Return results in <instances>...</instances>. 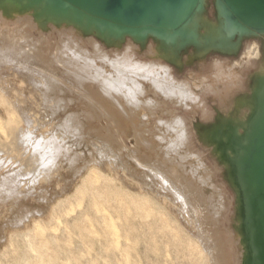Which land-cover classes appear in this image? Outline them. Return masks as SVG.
<instances>
[{
	"label": "rangeland",
	"instance_id": "obj_1",
	"mask_svg": "<svg viewBox=\"0 0 264 264\" xmlns=\"http://www.w3.org/2000/svg\"><path fill=\"white\" fill-rule=\"evenodd\" d=\"M13 1L18 18L0 15V85L6 86L0 88V123L5 130L0 131L2 263L19 264L27 254L25 230L36 222L47 224L58 213L64 223L68 220L71 239L67 245L60 232L57 248L53 246L50 255L44 249L45 257L57 259L52 264L67 259L71 264H126L123 248H114L103 237L80 235L75 228L76 213L97 201L127 204L128 219L123 208L115 218L129 230L128 240L120 237L119 242L122 247L127 243L130 264H208V254L190 234V219H183L171 191L188 183L197 191L211 192L205 197L210 202L205 223L213 230L221 226L231 264H252L254 258L246 257L253 233L246 227L250 210L240 163L263 110L262 73L256 74L259 60L253 67L247 64L243 55L251 45L245 34L229 35L215 0H206L195 15L190 28L196 42L185 47L153 35L144 41L109 36L95 27L44 15L26 0ZM217 32L221 36L212 43ZM89 40L95 45H88ZM256 41L263 49L264 36ZM124 44L134 49L128 51ZM226 80L233 82L232 89ZM171 170L177 171L178 181L171 178ZM90 174L100 177L99 182L90 183ZM139 202H150L166 213L179 236L169 228L159 231L161 223L153 234L147 227L138 230L134 205Z\"/></svg>",
	"mask_w": 264,
	"mask_h": 264
},
{
	"label": "bare ground",
	"instance_id": "obj_2",
	"mask_svg": "<svg viewBox=\"0 0 264 264\" xmlns=\"http://www.w3.org/2000/svg\"><path fill=\"white\" fill-rule=\"evenodd\" d=\"M206 2V0L204 1ZM214 2V0H213ZM22 3V2H21ZM25 4L27 3L26 1L24 2ZM23 6V5H22ZM34 6H37V5H34ZM33 7V6H32ZM40 11H43V14L44 15H47V16H50V17H55V16H52L48 13H46L43 9L42 6H37ZM19 9V8H17ZM20 10V9H19ZM30 10V9H29ZM16 11V3L13 1V0H0V15L3 17V18H6V19H11L13 17L16 18V15H15V12ZM21 11V10H20ZM18 12V11H17ZM32 12V11H31ZM30 12V15H34ZM219 12V11H218ZM23 13V11H22ZM39 13V12H38ZM199 13V12H198ZM17 14V13H16ZM21 14V12H20ZM26 14V13H23V15ZM27 14H29L27 12ZM219 14V13H218ZM18 15V14H17ZM28 16V15H27ZM220 18L222 19L223 23H224V28H226L225 26V20L224 18L222 17V15L220 14L219 15ZM18 18V17H17ZM16 18V19H17ZM21 18V17H20ZM40 18V17H39ZM39 18H37V22H39ZM44 18V17H43ZM49 18V17H48ZM216 18V17H215ZM28 19V18H27ZM26 19V20H27ZM33 19H34V16H33ZM32 19V20H33ZM52 18H50L51 20ZM66 19V18H65ZM217 19V18H216ZM31 19H29L30 21ZM31 20V21H32ZM60 20V19H59ZM214 20V19H213ZM68 21V20H67ZM203 21V20H202ZM206 21V20H204ZM203 21V22H204ZM36 22V24H37ZM41 22V21H40ZM50 22V21H49ZM48 22V23H49ZM197 22V21H196ZM213 22V21H212ZM20 23V22H19ZM27 23V22H26ZM25 23V25H26ZM31 23V22H30ZM209 23V22H208ZM215 23V22H214ZM24 24V22H23ZM40 24V23H39ZM61 24V23H60ZM60 24H58V26H60ZM65 24V22L63 23ZM85 26L86 24L83 23ZM67 25V23H66ZM65 25V26H66ZM200 25V24H199ZM222 25V24H221ZM30 26V25H29ZM57 26V27H58ZM73 26V25H72ZM206 26V25H205ZM213 27L215 26L214 24L212 25ZM16 27V26H15ZM22 27V26H21ZM26 27V26H24ZM31 27V26H30ZM192 27V26H191ZM54 28H55V25H54ZM62 28H64V25L62 26ZM61 28V29H62ZM94 28V27H93ZM216 28V27H215ZM215 28H213V32L215 30ZM219 28V27H217ZM221 28V27H220ZM19 29V28H18ZM32 29V28H31ZM35 29V28H34ZM53 29V28H52ZM75 29V28H74ZM197 29V28H196ZM203 29V28H202ZM57 30V28L55 29ZM195 30V29H194ZM209 31V29H207ZM94 31V29H93ZM92 31V32H93ZM201 31V30H199ZM204 31H206L204 29ZM203 31V34H205ZM220 31V29L218 30ZM61 33H63L62 31H60ZM59 32V33H60ZM212 32V33H213ZM78 33V32H77ZM95 33V32H94ZM42 34V33H41ZM46 34V33H45ZM209 34V33H208ZM239 33L235 34V35H238ZM62 35V34H61ZM67 35V34H66ZM79 35V34H78ZM93 35V34H92ZM96 35V33H95ZM198 35V34H197ZM207 35V34H206ZM214 35V34H213ZM239 35H242V34H239ZM65 36V35H64ZM63 36V37H64ZM215 37L212 39V43H214L213 41L215 40V38H220L221 36V33L217 32L215 35ZM244 36V35H243ZM261 36H264V34H260V33H256V32H251V33H248V34H245V37L246 38V44L249 46V50H247L248 52L247 53H243L246 57V60H247V64H251V66L253 67L254 65H256L255 63L258 62L259 60V67L258 69H256V74L258 71H260L262 73V87H261V99H262V105L264 107V47L263 49L260 48V44L258 43V41H256V38H260ZM5 37V36H4ZM8 37V36H6ZM43 37V36H42ZM45 37V35H44ZM92 37V36H91ZM94 37V36H93ZM92 37V38H93ZM40 38V37H39ZM65 38V37H64ZM91 38V40H92ZM124 38V37H123ZM129 38V37H128ZM207 38H208V35H207ZM222 38V37H221ZM5 39V38H3ZM8 39V38H7ZM67 39V37L65 38ZM71 39V38H70ZM131 39V37H130ZM12 40V39H11ZM30 40V39H29ZM62 40V39H61ZM69 40V38H68ZM152 40V39H151ZM45 41V40H44ZM79 41V40H78ZM118 41V40H117ZM234 41V40H233ZM242 41V40H241ZM100 42V41H99ZM124 42V40H123ZM150 42V41H149ZM160 42V41H159ZM29 43V42H28ZM44 43V42H43ZM90 45L92 43H90V40L88 42ZM118 43V42H117ZM126 43V42H125ZM132 43V42H131ZM235 43V41L233 42ZM232 43V44H233ZM31 44V43H29ZM94 43H92L93 45ZM99 43H97L98 45ZM104 44V43H102ZM127 44V43H126ZM124 44V45H126ZM151 44V43H150ZM154 44V43H153ZM239 44V43H238ZM244 44V43H243ZM5 45V43H4ZM95 45V44H94ZM148 45V44H146ZM30 46V45H29ZM35 47V45H33ZM78 46V44H77ZM102 46V45H101ZM154 46V45H153ZM2 47V46H1ZM0 47V48H1ZM95 46H93L94 48ZM99 46L96 47V49L99 50L98 48ZM115 47V46H114ZM126 48H128L127 50L130 51V49L133 47L134 49V46H129L127 47V45L125 46ZM131 47V48H130ZM137 47V46H136ZM158 47V46H157ZM236 47H238V45H236ZM24 48V47H23ZM22 48V49H23ZM33 48V47H32ZM82 48V47H81ZM101 48V47H100ZM120 48V47H119ZM123 48V47H121ZM151 49V47H149ZM193 48V47H192ZM240 47H238V50ZM246 48V46H245ZM27 49V47H26ZM30 49V48H29ZM112 49V48H111ZM138 49V48H137ZM146 49V48H145ZM207 49V52L209 51V48H206ZM213 49V48H212ZM210 48V51L212 50ZM244 49V48H242ZM241 49V50H242ZM14 50V49H13ZM35 50V49H34ZM81 50V49H80ZM97 50V52H98ZM102 51V48L100 49ZM104 50V48H103ZM126 49L124 50V52L127 51ZM132 50V49H131ZM164 50V49H163ZM191 50V49H190ZM189 50V51H190ZM237 50V51H238ZM245 50V49H244ZM29 51V50H28ZM37 51V50H36ZM109 51V50H108ZM117 51V50H116ZM152 51V50H151ZM171 51V50H169ZM243 51V50H242ZM240 51V52H242ZM33 52V51H32ZM114 52V51H113ZM133 52V51H131ZM153 52H156L155 51H152ZM221 52V51H220ZM245 52V51H244ZM81 53V52H80ZM84 53H86L84 51ZM135 52H133L134 54ZM162 53V51H161ZM209 53V52H208ZM224 53V51H223ZM226 53V52H225ZM224 53V54H225ZM231 53V52H230ZM235 53V52H234ZM4 54V53H3ZM23 54V53H22ZM83 55V52L81 53ZM87 54V53H86ZM102 54V53H101ZM105 54V53H104ZM107 54V53H106ZM117 54V52H115V55ZM120 54H123V51L122 53L120 52ZM151 54V53H150ZM201 54H204V51L203 53ZM223 54V55H224ZM232 54V53H231ZM241 54V53H240ZM30 55L32 57V53L30 52ZM35 55V54H34ZM113 55V53H112ZM114 55V56H115ZM148 55H149V52H148ZM168 55V53H167ZM185 55V54H184ZM218 55V54H217ZM230 55V54H229ZM0 56H2L0 54ZM151 56H154V55H151ZM162 56V55H161ZM160 56V57H161ZM237 56V55H236ZM239 56V55H238ZM7 56H5L6 58ZM133 57V55H132ZM174 57V55H173ZM232 57V56H231ZM134 58V57H133ZM200 58V57H199ZM225 58V56H224ZM227 58V57H226ZM229 58V57H228ZM232 59V58H231ZM236 59V57H235ZM234 59V60H235ZM242 59V58H241ZM139 60V59H138ZM155 60V59H154ZM159 60H162L161 58H159ZM222 60V59H221ZM141 61V60H140ZM158 61V60H157ZM181 61V60H180ZM139 62V61H138ZM142 62V61H141ZM155 62V61H154ZM161 62V61H160ZM159 62V64H160ZM240 62V61H239ZM242 62V61H241ZM180 63V62H179ZM221 63V61H220ZM212 64V63H211ZM223 64V63H221ZM240 64V63H238ZM246 64V63H245ZM161 65V64H160ZM213 65V64H212ZM228 65V64H227ZM235 65V64H234ZM237 65V64H236ZM8 66V65H7ZM71 66V64L69 65ZM208 66V65H207ZM223 66V65H221ZM226 66V65H225ZM246 66V65H245ZM214 67V66H213ZM228 67V66H227ZM226 67V68H227ZM237 67V66H236ZM71 68V67H70ZM208 68V67H207ZM225 68V69H226ZM232 68V67H231ZM230 68V69H231ZM241 68V67H240ZM233 69V68H232ZM249 69V68H248ZM71 70V69H70ZM74 71V69H72ZM71 70V71H72ZM211 70V69H210ZM15 71V70H14ZM52 71V70H51ZM231 71V70H230ZM248 71V70H246ZM4 72V71H3ZM228 72V71H227ZM237 72V71H236ZM242 72V71H241ZM244 72V71H243ZM213 73H216V72H213ZM222 74V73H221ZM226 74V72H225ZM228 74V73H227ZM234 74H235V71H234ZM240 74V72H239ZM242 74V73H241ZM3 75V74H1ZM0 75V76H1ZM6 75V73H5ZM214 75V74H213ZM230 75V74H229ZM237 75V73H236ZM245 75V74H244ZM243 75V76H244ZM4 76V75H3ZM202 76V75H201ZM204 76V75H203ZM242 76V77H243ZM252 77V76H251ZM2 78V76H1ZM175 78V77H174ZM223 78V77H221ZM227 78V77H226ZM219 79V78H218ZM225 78H223L224 80ZM230 79V78H229ZM246 79V78H245ZM175 80V79H174ZM177 80V79H176ZM222 80V79H221ZM222 80V81H223ZM253 80V79H252ZM227 81V80H226ZM241 81V80H240ZM217 82V81H216ZM219 82V81H218ZM221 82V81H220ZM202 83V82H201ZM210 83V82H209ZM228 83V81H227ZM227 83H225V85H227ZM231 85H230V84ZM228 84L231 86V89H232V83L229 82ZM239 83V82H238ZM241 83V82H240ZM243 83V82H242ZM258 83V82H257ZM197 84V83H196ZM203 84H206V83H203ZM202 84V85H203ZM260 83H258L259 85ZM260 84V85H261ZM201 85V86H202ZM208 85V83H207ZM237 85V83H236ZM239 85V84H238ZM140 86V85H139ZM178 86V85H177ZM198 86V85H197ZM195 86V87H197ZM222 86H224L222 84ZM230 86L227 85V87L230 89ZM235 86V85H234ZM184 87H186V85H184ZM216 87V85H215ZM219 87V86H218ZM226 87V88H227ZM0 88L1 89H5L6 86L5 85H0ZM199 88V87H198ZM224 88V87H223ZM225 88V89H226ZM227 88V89H228ZM234 88V87H233ZM252 88V87H251ZM10 89V88H9ZM204 89V88H203ZM217 89V88H216ZM224 89V91H226ZM230 89V90H231ZM257 88H255L256 90ZM253 90V88L251 89ZM250 90V91H251ZM260 90V89H259ZM6 91V90H5ZM219 91V90H218ZM216 92V91H215ZM230 92V91H229ZM257 92V91H256ZM218 93V92H217ZM220 94L222 92H219ZM227 93V92H226ZM258 93V92H257ZM220 94H217L220 95ZM229 94V93H228ZM252 94V93H251ZM250 94V95H251ZM230 95V94H229ZM243 95H246L245 93H243ZM248 95V94H247ZM254 95V94H253ZM216 96V95H215ZM228 96V95H227ZM231 96V95H230ZM256 96V95H254ZM251 98V97H250ZM257 99V98H256ZM255 99V101H256ZM259 100V99H258ZM223 101V100H222ZM237 102V101H236ZM261 102V101H260ZM255 103H258L255 102ZM224 104V103H223ZM235 104V103H234ZM236 105V104H235ZM233 105V106H235ZM258 105V104H257ZM232 106V107H233ZM231 107V108H232ZM252 107V106H251ZM254 107V106H253ZM257 107V106H256ZM246 108V107H245ZM248 108V106H247ZM234 109V108H233ZM232 109V110H233ZM250 109V108H249ZM256 109V108H255ZM254 109V111H255ZM241 110V109H240ZM252 110V109H251ZM251 110L249 112H251ZM259 110V109H258ZM257 110V112H258ZM234 112V111H233ZM261 112V111H260ZM227 113V112H226ZM232 113V112H231ZM229 114V113H228ZM240 114V113H239ZM254 114V113H253ZM261 114V113H260ZM243 115V114H242ZM245 115V113H244ZM247 115V114H246ZM245 115V116H246ZM252 115V114H251ZM249 118H250V114L248 115ZM230 118V116H228ZM234 117V116H233ZM231 117V119L233 118ZM239 117V115H238ZM242 117V116H241ZM228 119V118H226ZM233 120H235L233 118ZM236 122V121H235ZM234 122V123H235ZM248 122V120H247ZM233 123V122H232ZM248 124V123H247ZM246 124V125H247ZM245 125V127H246ZM249 128V127H247ZM246 131V129H244ZM249 130V129H248ZM247 130V131H248ZM0 131L1 132H5L4 128L2 127L1 123H0ZM18 131V130H17ZM239 131V130H237ZM244 132V131H242ZM17 133V132H16ZM246 133V132H245ZM242 134V133H241ZM18 135V134H16ZM240 135V133H239ZM238 135V136H239ZM15 136V135H14ZM242 136V135H241ZM18 138L19 137H15L16 141H18ZM224 138V137H223ZM226 138V137H225ZM11 140V139H10ZM14 141V142H16ZM241 141V140H240ZM239 142V141H238ZM17 143V142H16ZM21 143V140L20 142ZM15 145V144H14ZM13 145V146H14ZM15 147H18L17 145ZM11 149V148H10ZM16 149V148H15ZM6 150V149H5ZM245 152V151H244ZM238 158V157H237ZM236 159V158H235ZM230 165V164H229ZM241 165V163H240ZM92 172V171H91ZM94 174V171L93 173ZM96 176H97V173H95ZM94 174V175H95ZM20 176V175H19ZM18 176V177H19ZM96 176H91L90 174V183L93 182V181H98L99 182V178H96ZM170 176L171 178L173 179H176L177 181L179 180L178 176H177V171L176 170H171L170 172ZM4 178V177H3ZM97 182V183H98ZM166 183V182H164ZM242 185H243V189H242V192H244V194L247 196V188H246V184L242 178ZM14 188V187H13ZM151 188V187H150ZM169 187H167L168 189ZM154 190V187L152 188ZM240 190V189H239ZM238 190V191H239ZM171 191H173V194L175 195L176 197V200L178 201V204H180V208H181V215L183 217V219L186 217H188L190 219V223H191V226L193 227L194 230H191L190 231V234L192 236H194L200 243V245H198L199 247H203L205 252L208 254L209 258H208V264H231V260H230V250L228 248V244H227V241H224V237L222 234V229H221V226L219 228H217L216 230H213L208 224H206L205 222L207 221V218H208V207H209V203L210 202H205V197L206 196H210L211 195V192H208L207 194L204 193L202 190L201 191H197L196 189H194L192 186H190L188 183H184L182 184V187H179V188H171ZM239 194V193H238ZM240 196V195H239ZM7 197H9V195H7ZM96 198V197H95ZM95 198H93V200H95ZM164 199L167 198V196H163ZM241 198V196H240ZM80 204H82L80 202ZM117 204H118V207H117ZM126 206L127 204L125 202H97V201H94V202H91L90 204V208L87 209V210H82V211H79L77 212V219L75 221V228L79 230V234H83V233H87L88 235L90 236H98V237H103V239H106V240H109V245L113 246L114 248L116 249H121L123 248L122 250V254H123V257H124V262L126 264H130L131 263V259H130V255L127 251V243L123 244L124 246L122 247V245L120 244L119 242V238L120 237H124L126 239V241L128 240L129 238V235H128V229H127V226L124 225V224H121V219L120 221L116 218L115 216L116 215H119V209L120 208H123L121 210H124L126 209ZM80 207V206H79ZM77 207V208H79ZM76 208V210H77ZM170 209V208H169ZM134 210H135V221L138 219L139 220V223H138V226H139V229L138 230H144L146 227H147V233H154V229L156 226H158V224L161 223L162 227L159 229V231H164V229L166 228H169L170 231L176 235V236H179V232H178V229L175 225L174 222H170L168 220V217H167V214L164 213V212H161V211H157L158 209L154 206H152V204L150 202H139L137 204L134 205ZM74 212H76L75 210H73ZM92 213L94 215H96V218H93L92 217ZM130 213V210L127 209L125 211V218L128 219V215ZM58 213L54 214L53 217L50 219V221L45 224V223H42V222H36L33 227H28L25 232H24V239L27 243L26 245V250H27V254L26 255H23L22 257H20V263L19 264H52V263H55V256L53 255V258L51 259V257H45V250L46 249V252L47 254L50 255V252L53 248V246H55L57 248V246L59 245V242H60V232L62 234V237H63V240L64 242L69 245L70 244V239H71V229L69 228L68 226V220H67V224L64 223L58 216ZM68 215V214H67ZM247 215V214H245ZM117 217H120V216H117ZM121 218V217H120ZM248 221L246 222V227L249 231H251L253 233V238L252 240L250 239V241H248V243L250 242V246H251V249H250V253H248L246 255L247 258H254V260L251 262L252 264H258L257 260H256V251L255 249L253 248L254 244H253V239H254V231L252 229V219H251V216L248 217ZM137 225V224H135ZM188 225V224H187ZM190 225V224H189ZM183 226V225H182ZM184 227V226H183ZM168 229V230H169ZM186 229V228H185ZM210 230H211V233H210ZM188 231V230H187ZM248 236V235H247ZM245 237L246 239L248 237ZM249 239V238H248ZM10 246L13 247V243L10 242ZM12 247H9V248H12ZM88 247V245H87ZM15 248V247H14ZM14 248L12 250H14ZM125 248V249H124ZM48 249V250H47ZM89 249V248H88ZM11 253L12 252H15V251H10ZM49 252V253H48ZM54 252V250H53ZM52 252V253H53ZM28 253L34 255L33 258H29L27 255ZM1 258V257H0ZM65 260V259H64ZM62 260V262L64 261ZM54 261V262H53ZM0 264H3L2 263V260L0 259ZM63 264V263H62ZM64 264H71V261L70 259H67L64 261Z\"/></svg>",
	"mask_w": 264,
	"mask_h": 264
},
{
	"label": "water",
	"instance_id": "obj_3",
	"mask_svg": "<svg viewBox=\"0 0 264 264\" xmlns=\"http://www.w3.org/2000/svg\"><path fill=\"white\" fill-rule=\"evenodd\" d=\"M58 18L73 20L109 36L131 35L144 41L153 35L185 47L196 42L190 28L204 0H26ZM231 37L264 34V0H215ZM241 162L254 231L253 248L264 264V107Z\"/></svg>",
	"mask_w": 264,
	"mask_h": 264
}]
</instances>
